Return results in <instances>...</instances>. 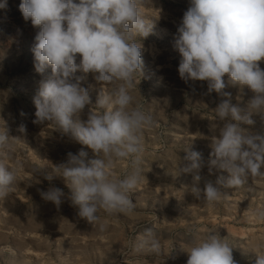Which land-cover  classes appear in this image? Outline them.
Returning a JSON list of instances; mask_svg holds the SVG:
<instances>
[{
	"label": "clouds",
	"instance_id": "clouds-1",
	"mask_svg": "<svg viewBox=\"0 0 264 264\" xmlns=\"http://www.w3.org/2000/svg\"><path fill=\"white\" fill-rule=\"evenodd\" d=\"M7 0L0 3L6 7ZM145 0H21L19 10L25 21L38 28L35 35L34 67L51 75L41 82L33 98L34 124L51 122L62 136L69 137L92 150L95 158L81 148L68 152L64 162L53 167L49 181L62 177L70 192L59 187L41 189V197L57 208L65 199L77 208L78 216L100 231V210L108 214H132L135 204L130 199L142 176L143 132L154 124L152 116L135 103L133 90L144 69L142 39L154 27L141 13ZM174 48L182 59L179 77L185 82L206 81L207 91L225 97L214 110L222 122L218 135H213L209 158L188 146L184 151L183 173L193 174L191 194L209 205L228 195L227 189L246 184L251 177H264V133L252 130L253 115L264 121V0H190L174 34ZM79 57V63L77 59ZM78 71L91 73L106 86L100 89L95 106L82 119L91 104L89 88ZM227 76V83L225 81ZM228 86L245 87L254 93L246 107L232 103ZM216 128V125H213ZM22 133L25 126H20ZM10 129L0 126V199L15 186L16 168L4 161L13 156L15 137ZM129 160L130 170L122 177L111 169L117 161ZM218 175L201 189V171ZM264 220V209L253 213ZM141 245L153 251L160 248L151 228L140 237ZM186 264H238L233 247L215 230L201 234L193 231ZM251 264H264V253L257 252Z\"/></svg>",
	"mask_w": 264,
	"mask_h": 264
},
{
	"label": "rangeland",
	"instance_id": "rangeland-1",
	"mask_svg": "<svg viewBox=\"0 0 264 264\" xmlns=\"http://www.w3.org/2000/svg\"><path fill=\"white\" fill-rule=\"evenodd\" d=\"M189 2L145 0L140 6L154 27L141 40L144 69L133 95L154 124L143 132L141 181L130 195L135 210L132 214L100 210L104 231L80 218L69 200L57 208L40 195L41 189L52 186L70 192L62 177L46 179L55 165L66 160L68 152L83 148L90 159L95 156L87 146L62 136L51 122L33 123V98L51 69L43 74L35 70L32 48L38 28L23 19L21 0H7L6 7H0V126L5 122L9 135L16 138L13 156L4 162L10 168L21 165L13 191L0 199V264H186L191 233L210 230L232 244L238 264H251L257 252L264 253V220L253 215L264 209V177H250L245 185L227 189L226 197L209 205L191 194L193 174L180 170L188 146L208 160L211 138L222 126L214 110L225 98L209 94L206 81L185 82L179 77L182 57L174 48V34ZM259 63L264 68V60ZM76 75L84 77L82 84L90 92L91 104L81 117L86 119L100 89L106 86L96 82L91 73L78 71ZM224 79L227 83V76ZM225 91L232 94V103L241 107L254 96L247 87L241 91L238 86H228ZM252 118L255 124L245 127L264 133L261 117ZM129 170L125 159L110 171L122 177ZM221 174L228 176L226 172L209 174L205 167L198 186L202 189ZM148 228L159 239L157 251L141 245L140 237Z\"/></svg>",
	"mask_w": 264,
	"mask_h": 264
},
{
	"label": "bare ground",
	"instance_id": "bare-ground-1",
	"mask_svg": "<svg viewBox=\"0 0 264 264\" xmlns=\"http://www.w3.org/2000/svg\"><path fill=\"white\" fill-rule=\"evenodd\" d=\"M96 240V239H95Z\"/></svg>",
	"mask_w": 264,
	"mask_h": 264
}]
</instances>
